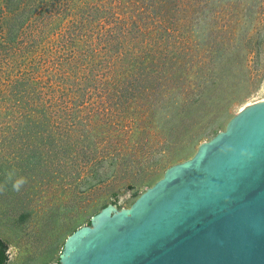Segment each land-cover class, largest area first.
Here are the masks:
<instances>
[{
  "label": "rangeland",
  "instance_id": "obj_1",
  "mask_svg": "<svg viewBox=\"0 0 264 264\" xmlns=\"http://www.w3.org/2000/svg\"><path fill=\"white\" fill-rule=\"evenodd\" d=\"M263 100L264 0H0V238L15 264H59L96 214L132 209Z\"/></svg>",
  "mask_w": 264,
  "mask_h": 264
},
{
  "label": "water",
  "instance_id": "obj_2",
  "mask_svg": "<svg viewBox=\"0 0 264 264\" xmlns=\"http://www.w3.org/2000/svg\"><path fill=\"white\" fill-rule=\"evenodd\" d=\"M127 199L79 228L59 264H264V101L116 211Z\"/></svg>",
  "mask_w": 264,
  "mask_h": 264
},
{
  "label": "clouds",
  "instance_id": "obj_3",
  "mask_svg": "<svg viewBox=\"0 0 264 264\" xmlns=\"http://www.w3.org/2000/svg\"><path fill=\"white\" fill-rule=\"evenodd\" d=\"M6 182H11L12 190L19 192L21 188L27 183V178L24 176H16L15 170L9 171L6 174ZM5 184H0V192H3L5 189ZM8 257V264H15L17 258L21 256V250L15 245L10 244L5 253Z\"/></svg>",
  "mask_w": 264,
  "mask_h": 264
},
{
  "label": "trees",
  "instance_id": "obj_4",
  "mask_svg": "<svg viewBox=\"0 0 264 264\" xmlns=\"http://www.w3.org/2000/svg\"><path fill=\"white\" fill-rule=\"evenodd\" d=\"M7 249H8V243L0 238V264H8V257L5 254Z\"/></svg>",
  "mask_w": 264,
  "mask_h": 264
},
{
  "label": "bare ground",
  "instance_id": "obj_5",
  "mask_svg": "<svg viewBox=\"0 0 264 264\" xmlns=\"http://www.w3.org/2000/svg\"><path fill=\"white\" fill-rule=\"evenodd\" d=\"M264 101V100H263ZM261 102V101H260ZM252 105V104H251ZM250 106V105H249Z\"/></svg>",
  "mask_w": 264,
  "mask_h": 264
}]
</instances>
